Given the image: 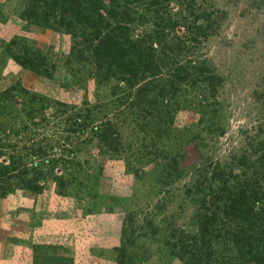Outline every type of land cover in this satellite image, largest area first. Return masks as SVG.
Listing matches in <instances>:
<instances>
[{"label": "rangeland", "instance_id": "rangeland-1", "mask_svg": "<svg viewBox=\"0 0 264 264\" xmlns=\"http://www.w3.org/2000/svg\"><path fill=\"white\" fill-rule=\"evenodd\" d=\"M149 1L128 6L138 21H148L134 31L135 39L146 32L154 38L158 18ZM31 2L0 0V144L7 147L0 163L38 143L50 148L47 155L28 162L42 168L54 153L65 160L75 155L63 174L68 187L48 180L39 193L0 191V264H121L119 249L126 254L123 264H189L171 243L178 232L197 235L203 229L196 186L218 166L233 168L240 180L258 177L255 162L264 151V0H194L190 17L211 15L214 26L197 42L186 41L180 61L204 62L217 77L215 85L181 84L169 106L172 115L160 122L144 118L148 123L135 106L116 107L126 84L99 81L97 66L81 59L82 31L55 30L60 12L51 7L45 20L28 19ZM182 5L174 0L161 12L167 8L189 24L188 3ZM187 30L178 27L164 38L173 44ZM92 105L107 114L96 125L110 121L118 127V153L94 139L92 125L84 133L70 132L69 119ZM185 136L193 139L181 142ZM226 242L214 240L219 255L205 264L229 263Z\"/></svg>", "mask_w": 264, "mask_h": 264}, {"label": "trees", "instance_id": "trees-1", "mask_svg": "<svg viewBox=\"0 0 264 264\" xmlns=\"http://www.w3.org/2000/svg\"><path fill=\"white\" fill-rule=\"evenodd\" d=\"M31 1L33 3L31 2L32 8H29V12L31 9L32 14L27 16L28 19L35 21L40 17L45 20L47 16H42L51 7L60 12L58 25L53 27L55 30L65 28L69 31L70 28L75 34L76 29L82 31L83 48L79 49L81 59L97 66L94 76L96 75L99 81L113 79L126 84L123 98L118 103L116 101V107L126 103L128 107L135 106L137 112L143 115L141 119L145 123L149 120L153 121L154 118L159 119L160 122L164 116L172 115V111H168L169 106L173 105V99L181 84L185 82L197 84L201 81L206 82L210 88L215 85L217 77L204 62L194 64V61L185 63L180 61L183 50L187 47L186 41L197 42L199 36L214 26V21L213 24L211 23V15L190 17L194 11V0H182L183 5L188 3L184 10L187 9V15L190 17L189 24L177 14L173 17L167 8L164 9L165 14L161 12V7L166 5L168 7L174 0H150L147 6L151 8L150 10H154L158 18L154 23V38L146 32L144 37L138 39L133 38L134 31L148 21L142 17L138 21L133 16V10H129L128 6H137L141 0ZM41 3L48 8L39 10L38 6ZM201 19L202 23H200ZM178 27L188 29L184 39L181 40L175 35V43L169 44L166 39L169 31H176ZM165 33L167 36L164 38ZM153 41L161 45L159 51L151 44ZM156 78H161V82H156ZM129 98H133L130 103ZM179 103L180 101L176 99L175 104ZM198 106H201V103H198ZM97 109V105H92L85 114L81 112L72 116L68 122L72 126L70 132L74 130L84 133L92 125L94 139L96 138L108 152L118 153L121 150L118 127L110 121H101L96 125L98 120L107 116L100 106L98 111ZM129 114L133 115L134 112ZM144 118L149 119L145 121ZM80 119L83 120L78 121ZM192 139L185 136L182 137L181 142L189 143ZM6 148V145L0 144V155H5ZM27 148L29 152L25 155L21 152L18 156L10 153L15 157L10 156L13 159L6 164L0 163L2 195L15 188L39 193L48 180L56 181L61 188L71 185L70 180L63 174L67 164L72 163L69 160H73L75 154L70 153L72 159L65 160L62 153L57 156L54 153L44 159L45 166L42 168L37 161L35 163L28 161L30 156L45 158L50 148H46L42 143ZM242 159L247 157L244 155ZM242 162L246 163L244 160ZM174 163L176 164L175 158ZM255 164L260 169L257 171L256 179L248 178L253 182L249 181V183L245 178L240 180L237 173L231 171L233 168L228 171L218 166L212 169L210 177L202 186L197 185L194 189L201 197L197 221L199 227L203 229L197 235L178 232L174 235L176 242L172 239L171 243V249L179 250L189 264H205V261L214 255L213 253L219 255L214 250L213 242L216 239L227 241L222 246L225 249L228 247L226 249L228 264H264V151ZM58 170L63 171L59 174ZM70 179L83 180L75 176ZM223 215L224 218L219 219ZM219 220H222L223 225ZM125 255V252L118 250L117 256H120L121 264L126 260Z\"/></svg>", "mask_w": 264, "mask_h": 264}]
</instances>
